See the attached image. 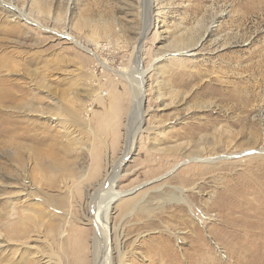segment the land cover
Segmentation results:
<instances>
[{
	"label": "rangeland",
	"instance_id": "obj_1",
	"mask_svg": "<svg viewBox=\"0 0 264 264\" xmlns=\"http://www.w3.org/2000/svg\"><path fill=\"white\" fill-rule=\"evenodd\" d=\"M183 35L193 41L172 46ZM1 59L9 91L0 96V264H35L42 248L58 243L62 264L96 263V226L88 220L109 192L99 188L107 161L117 166L135 131L127 124L132 91L119 72L140 79L142 70L144 130L116 178V189H134L110 209L109 243L115 247L119 235L126 250L134 245L132 264H264V239L244 231L250 207L264 204V0H0ZM244 59L260 60L263 78L229 70ZM196 70L203 76L190 78ZM243 76L253 94L245 112L228 111L217 94H192L211 78ZM66 107L92 128L69 121L67 134L57 123ZM194 122L208 129L185 128ZM44 130L57 153L38 142ZM78 133L85 161L71 141ZM51 155L64 167L79 161V173L67 182ZM42 194L63 196L66 206L55 210ZM126 199L139 201L127 214ZM29 227L33 237L24 239Z\"/></svg>",
	"mask_w": 264,
	"mask_h": 264
},
{
	"label": "bare ground",
	"instance_id": "obj_2",
	"mask_svg": "<svg viewBox=\"0 0 264 264\" xmlns=\"http://www.w3.org/2000/svg\"><path fill=\"white\" fill-rule=\"evenodd\" d=\"M150 3V1H149ZM39 5V3H38ZM37 5V6H38ZM12 10L8 11V12H11ZM13 12V11H12ZM14 13V12H13ZM23 14H19L18 17H21L23 18L22 16ZM150 23V22H149ZM151 26V23L145 28L143 34L145 32L148 31V29L150 28ZM191 36V35H190ZM188 37V36H175L174 37V40L172 41V46H178V44H183V43H189V42H192L193 41V38L192 36L191 37ZM67 37H69L70 39L74 40L75 38H73L72 36H69L67 35ZM177 37V38H176ZM76 41V40H75ZM74 41V42H75ZM77 42V41H76ZM179 47V46H178ZM137 49V48H136ZM254 53V52H253ZM257 53V52H255ZM254 55V54H253ZM258 55V54H257ZM231 60V59H229ZM233 60V59H232ZM238 60V59H237ZM246 60H239L238 61V64L237 66L233 65H229L231 71H233L235 73V71L237 69H239L241 72H247V71H253V72H259L260 74V77L263 78V75L262 73H260V69H262V66H263V63L259 60V61H256V62H252V63H246V64H243ZM6 60H3L1 59L0 60V96L2 95H5L9 90L6 88V84H8L9 80L6 76V73L3 72V68L6 66ZM226 62V61H225ZM222 63V62H221ZM8 64V63H7ZM207 65V64H206ZM215 67V66H214ZM136 68V67H135ZM211 68V67H210ZM207 69V68H206ZM205 69V70H206ZM218 69V68H216ZM215 69V70H216ZM221 69V68H219ZM236 69V70H235ZM186 70V69H185ZM214 70V69H213ZM228 70V71H229ZM202 70H196L194 72H192V75L190 78H194V79H200L202 76H203V73L201 72ZM210 71V70H209ZM212 71V70H211ZM226 71V70H225ZM230 71V73H231ZM146 70H142L141 71V74H140V79L136 76H133V72H119V75L121 77H123L124 79H126L131 91H132V104H133V107L132 108V111L129 113V118L128 119V123L129 124V128H128V131L131 132L132 131V128L133 130L135 129L133 133V135L131 134V138H129V141H130V145L127 146V151L126 153L124 154V156L121 157V159L118 161V164L117 166H114V164H112L111 162L107 161V168H106V171H105V178H104V182L102 181L101 185L99 188H101L104 184L108 185L107 186V189L109 192H104V194L100 195V196H103V200L98 203V205L96 206V208L93 209V215L90 216L88 222L90 223L93 222L94 225L96 226V238H94V253H95V260H96V263L95 264H132V258L134 256L137 255V250L134 248V245H133V248H129L128 250H126L127 247H125V244L123 246V242L120 241V236H116L115 237V247H113L110 243H109V229H110V209L112 207V205L118 201L121 197L125 196L126 194H129L128 192L130 190H122V189H116L117 188V181H116V178L119 177V174H120V168H121V164L122 162L128 157L129 155V151H131V149L133 148L134 146V141H133V137L135 138V135L138 134V133H142L144 129H142V125H143V121H144V113L146 111H144L142 108V102H143V96H142V90H143V80H142V77H144V74H145ZM204 72V71H203ZM227 72V71H226ZM252 72V73H253ZM183 73H186L184 70L181 71V74ZM191 73V72H190ZM238 73V72H237ZM240 73V72H239ZM180 75V74H179ZM249 75V74H248ZM235 76V75H234ZM183 77V76H182ZM209 77V76H208ZM252 77V76H251ZM255 77V76H254ZM259 78V77H257ZM182 79V78H181ZM245 77H240L235 80V81H231L230 77L229 79H226V80H222L223 82L222 83H219L221 81L219 80H216L215 78H211L208 80V82H206L203 86V88H198L196 89V91L192 94L195 95H198L199 93L201 94H205V95H212L213 93L214 94H217L219 95L220 97V103L222 104H225V107L228 111H231L233 113H236V111L240 110L245 112L246 110H248V107H249V103L251 102V97H253V94L251 96V93L249 88L250 86L247 84L248 82L245 81ZM192 80V79H191ZM202 83V82H201ZM250 83V82H249ZM184 85H186L187 87V84H188V80H185ZM190 84V83H189ZM245 84L244 87H242V85ZM262 84V83H260ZM163 85V84H162ZM161 85V86H162ZM165 86V85H164ZM163 86V87H164ZM183 86V85H182ZM255 86V85H254ZM259 86V85H258ZM202 87V86H201ZM184 88V87H182ZM210 90V92H209ZM193 96V97H194ZM182 97V96H181ZM187 97V96H186ZM206 97V96H205ZM217 97V96H215ZM184 98V97H183ZM189 98V97H188ZM213 98V97H212ZM217 99V98H215ZM175 100V99H174ZM195 100V99H194ZM212 100V99H211ZM209 100V102L211 101ZM214 100V99H213ZM212 100V101H213ZM207 101V100H206ZM193 102V101H192ZM214 102V101H213ZM188 103V102H187ZM194 103V102H193ZM196 103V102H195ZM212 103V102H211ZM197 104V103H196ZM209 104V103H208ZM214 104V103H213ZM205 106V105H203ZM69 107V105H68ZM206 107V106H205ZM208 107V106H207ZM223 105L220 104V108H222ZM70 108V107H69ZM214 108V107H213ZM72 109V108H71ZM68 110L67 107L64 109V113H63V120H58L57 123H61L63 124V126L65 127L66 129V133L67 134H71L73 133V131L71 130V128L73 127L72 124L70 125L69 121H72L76 124L77 128L78 129H81L84 131H87L88 128H92L91 125L89 126L88 125V121L86 122V120L84 119H80V117L78 116V114L76 112H74L73 110L75 109H72V111ZM197 109V108H196ZM216 109V108H214ZM77 110V109H76ZM79 111V110H78ZM221 112V111H220ZM251 112V111H250ZM225 113V112H224ZM244 114V113H243ZM41 117H42V120H43V115L44 114H40ZM217 116V115H216ZM237 116V115H236ZM246 116V115H245ZM136 117V120L137 121V126H133L134 125V119ZM198 117V116H196ZM200 117V116H199ZM244 115H242V117L238 116V118L236 119L237 121H234L236 123V125H239L243 122L244 120ZM44 118H48V115H45ZM195 118V117H193ZM207 118V117H206ZM217 118V117H216ZM227 118V117H226ZM196 119V118H195ZM194 119V120H195ZM202 119V118H201ZM46 120V119H45ZM181 120V118H180ZM208 120V118H207ZM206 120V121H207ZM47 121V120H46ZM217 121V120H216ZM205 122V121H204ZM230 122V121H229ZM200 123V122H199ZM199 123H188L185 128H188V127H198L200 129H208V125H210L211 121H208V125L207 124H199ZM231 123V122H230ZM45 124V123H44ZM216 124V123H215ZM46 127V126H45ZM44 127V128H45ZM52 131V130H51ZM127 131V132H128ZM176 131V130H175ZM80 132V131H79ZM171 132V131H170ZM174 132V130H173ZM179 132V131H178ZM192 132V131H191ZM201 132V131H200ZM82 133V132H81ZM86 133V132H85ZM241 133V132H240ZM48 132L44 130V136L42 139H39V143L40 144H45L47 145V149H49L51 151V153H53V151L55 150L53 148V146L56 144L55 140H52L50 139L49 136H47ZM84 134V133H83ZM83 134H80L79 133L75 136L76 139L74 140H71L72 143L73 142H78L80 143V154L79 156L81 155V159L83 161H85V159L83 158V156L85 155V151L84 149V143H82V140L84 139V135ZM130 134V133H129ZM169 134V133H168ZM173 134V133H172ZM198 134V133H197ZM221 134V133H220ZM243 134V132H242ZM257 134V133H256ZM255 134V135H256ZM56 135V134H55ZM65 135V134H64ZM51 136V135H50ZM69 136V135H68ZM67 136V137H68ZM236 136V135H233V137ZM66 137V138H67ZM71 137V136H70ZM70 137H68L70 139ZM67 138V140H68ZM74 138V137H73ZM48 140L50 142H48ZM64 140V139H63ZM66 140V139H65ZM66 140V141H67ZM86 140V139H85ZM224 141V140H223ZM222 141V142H223ZM48 142V143H47ZM227 142V141H226ZM69 143H70V140H69ZM249 144V143H248ZM87 145V143H86ZM56 146V145H55ZM87 150V149H86ZM39 152L41 154H45L47 155V152L40 149ZM55 152V151H54ZM57 153V152H55ZM65 154V153H64ZM67 154V153H66ZM58 155V154H57ZM201 156V155H199ZM50 159L52 160L53 165H52V168H54L55 170H59V171H62V172H65L67 173V177L66 180L67 182L70 180H72L74 177H75V169L79 167V161L77 162H74L75 167H64L63 164L61 163V161L59 162L58 161V157L56 155H51L49 156ZM69 157V156H68ZM61 158V157H60ZM79 159V158H78ZM189 159H192L194 161H198L199 160V157L198 156H192L190 157ZM188 159V160H189ZM214 159V158H213ZM207 162H213V161H207ZM182 163H177L175 166H179L181 165ZM174 166V167H175ZM77 170V173H79V169H76ZM79 175V174H78ZM66 176V175H65ZM63 177V176H62ZM59 178V177H58ZM61 178V176H60ZM65 181V182H66ZM60 182L61 179H60ZM49 184L51 186L54 185V182L52 180H49ZM65 184V183H64ZM66 186V184H65ZM72 185L68 184L67 183V188L69 187V191L70 189L72 188L71 187ZM178 189H182V188H179L177 187ZM67 190V189H66ZM72 190V189H71ZM101 190V189H100ZM59 194V193H58ZM54 195V194H53ZM172 195V194H171ZM71 196V195H70ZM65 197V196H64ZM172 199H175L177 201H179L181 199V197L178 195V197H176V195H172ZM40 199L43 198L45 200H43L45 203L48 204L49 207L57 210L58 208H63L66 206V202L67 201L65 198H63V196L59 195L58 199L50 196V195H46L44 194V197H43V194L40 195L39 197ZM68 198V197H67ZM96 200V199H95ZM104 201H105V204H104ZM244 201V200H242ZM93 202V201H92ZM139 203V201H136V200H133V199H126L124 201L121 202V205H120V210L124 213H130L131 211L133 212V210L136 208L137 204ZM248 203V202H247ZM94 204V203H93ZM97 204V203H96ZM28 209V208H27ZM67 209V208H66ZM63 212H65L64 210L65 209H62ZM146 211L148 209H145ZM144 210V211H145ZM60 211V210H59ZM250 212L249 213V216H250V219H247V222H245V225H246V228L244 229L246 235L252 237V238H257V239H264V204H260V205H257V206H252L250 207ZM64 215H71L70 213L68 212H65L63 213ZM246 218V217H245ZM244 219V218H243ZM39 223L40 225V222H37ZM37 223L35 222L33 225H35V228L37 226ZM28 224V223H27ZM23 225V224H22ZM32 225V224H31ZM30 225V226H31ZM58 225V224H57ZM149 226L151 224H148ZM41 226V225H40ZM52 227V226H51ZM31 227L29 228H26V229H22L21 230V233L25 238H30V237H33L32 234L31 235H28V230L30 229ZM40 227H38L37 229L39 230ZM117 229V227H115ZM34 229V228H33ZM59 231L61 232V228H58L57 229V232L55 235V237L58 235ZM37 232V231H36ZM39 232V231H38ZM48 232V231H46ZM115 232L117 233V231L115 230ZM18 233V232H17ZM35 233V231H34ZM50 233V232H49ZM55 233V232H53ZM62 233V232H61ZM40 234V233H38ZM36 235V234H35ZM50 235V234H48ZM38 236V237H37ZM41 235H36L34 236L35 240H37V245H40V237ZM112 236V235H111ZM54 237V236H53ZM138 238L137 237L135 239V241L133 242L134 244L138 242ZM47 239V238H46ZM58 239V238H57ZM53 240H56L55 239H52ZM58 241V240H57ZM55 243V242H54ZM58 243V242H57ZM56 243V244H57ZM28 245V244H27ZM43 245V244H42ZM48 245V244H47ZM54 245V244H52ZM51 245V247H52ZM41 246V245H40ZM50 246V245H49ZM49 246H47L49 248ZM33 247V246H32ZM37 246H35L34 248H36ZM42 248V247H41ZM44 249V250H43ZM39 250L41 249H38V250H35L34 251V254H37L39 252ZM65 248L62 244H59L55 247L51 249V252H48L46 250V248H42V253L45 255H42V256H36L35 257V264H50V263H54V264H62L63 263V258H64V254H65ZM164 253V255H166L167 251H164L162 252ZM46 261H44V259H46ZM259 262L260 263H264V257L260 258L259 259ZM180 263V262H179Z\"/></svg>",
	"mask_w": 264,
	"mask_h": 264
}]
</instances>
